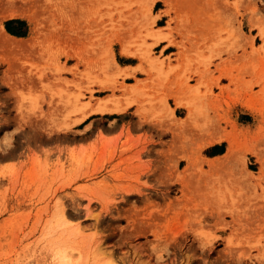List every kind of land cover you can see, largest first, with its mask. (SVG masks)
Here are the masks:
<instances>
[{"label": "rangeland", "instance_id": "obj_1", "mask_svg": "<svg viewBox=\"0 0 264 264\" xmlns=\"http://www.w3.org/2000/svg\"><path fill=\"white\" fill-rule=\"evenodd\" d=\"M1 26L41 29L0 31V264H264V0H0ZM108 96L135 103L83 118Z\"/></svg>", "mask_w": 264, "mask_h": 264}, {"label": "bare ground", "instance_id": "obj_2", "mask_svg": "<svg viewBox=\"0 0 264 264\" xmlns=\"http://www.w3.org/2000/svg\"><path fill=\"white\" fill-rule=\"evenodd\" d=\"M17 11H19V10H17ZM17 11L9 12V14H8V16L6 18L7 19L18 18V17H21L22 15H25V13L23 11H20V13L17 12ZM40 29H41L40 26L39 27L36 26L34 28V31H33V36H30L31 38L27 39V40L17 39V37L10 35L6 31L5 27H3V26H1L0 31L7 39H10V41L11 40L14 41L11 44L15 45L17 48H25V46L26 47L28 45L32 46L36 42L37 34L39 33ZM152 36H154L156 38L157 43H160V42H162L163 40H165L167 38V34L158 33V32L157 33L153 32ZM122 53L126 54V55H129V56H134V57L137 56L138 57V54H136L135 52L131 51V48L129 47V45L127 46V44L123 45ZM113 65L115 66L114 68H117L118 70H121V67H120L119 63L117 62V60L115 58V55H113L112 58L110 57L108 60L105 61V65L102 67V70H107L109 67H112ZM152 68L154 70H157V72L159 74V77L161 78V75H162L161 68H159L155 63L152 64ZM158 80L160 81L159 85H162L164 79L163 80L158 79ZM144 82L145 81H143V80H139L137 83L129 85L128 92L130 94H132V96L139 94L140 92H142L141 88L145 87ZM142 84H143V86H141ZM177 102L179 104H181V105H185L187 107V109H188L187 118L181 119V123L182 124L183 123L184 124L191 123V121H194L199 116V113H202V111L197 110V108L195 107V105L193 103V100L187 101L186 104H183V100H181V99L178 100ZM134 103H135L134 99H129L125 104H121V103L117 102V100H116V98L114 96H108L106 98H102L100 100V102L96 106L88 107L87 110L83 114V118H85V117H87V116H89L91 114L123 113L129 107H131ZM221 138H222V136L221 137H217V138L213 137L210 140V143L219 142V141H221L220 140ZM234 150H235L234 142H233V140H229V147L227 149L226 154L221 156V157H218L217 160H215L214 163L216 164V163H218L221 160H225V159L230 158L233 155ZM253 153L255 155H259L258 151H253ZM242 164H243V167L246 170V172H248L249 174H252L251 173L252 171L249 170V168L246 166V158L243 159Z\"/></svg>", "mask_w": 264, "mask_h": 264}, {"label": "crops", "instance_id": "obj_3", "mask_svg": "<svg viewBox=\"0 0 264 264\" xmlns=\"http://www.w3.org/2000/svg\"><path fill=\"white\" fill-rule=\"evenodd\" d=\"M19 18V17H18ZM10 19H13V20H15L14 18H10ZM16 20H19V19H16ZM20 21H23V20H20ZM17 27H20V26H16L15 28H17ZM26 27H27V25H25V29H26ZM8 30V29H7ZM6 30V31H7ZM11 35V34H10ZM126 56H129V55H126ZM132 57V56H131ZM136 58V57H135ZM177 104L178 105H180L181 106V104H179L178 102H177ZM182 106H185V105H182ZM186 107V106H185ZM186 109H187V107H186ZM230 110H232L235 114H236V116H237V120H238V122H239V120H241V119H243V117L244 116H249V117H251L252 115H253V112H252V110H250V108L245 104V103H243V102H241V103H233V104H231V106H230ZM218 137V136H217ZM210 141V140H209ZM228 142H229V140H227ZM219 142H221V141H219ZM219 142H216V143H210V145L209 146H207V149H218L219 147H221V144H219ZM228 147H229V145H228ZM220 149V148H219ZM226 152H227V150L225 149L224 151L223 150H220V151H218V152H214L213 153V155L214 156H219V157H221V156H223V155H225L226 154ZM222 154V155H221ZM216 158H218V157H216Z\"/></svg>", "mask_w": 264, "mask_h": 264}, {"label": "trees", "instance_id": "obj_4", "mask_svg": "<svg viewBox=\"0 0 264 264\" xmlns=\"http://www.w3.org/2000/svg\"><path fill=\"white\" fill-rule=\"evenodd\" d=\"M25 22L24 21H20V20H10L7 22V29L10 33H12L13 35L16 36H25L26 33V29L25 27ZM16 26H20V30L15 28Z\"/></svg>", "mask_w": 264, "mask_h": 264}]
</instances>
